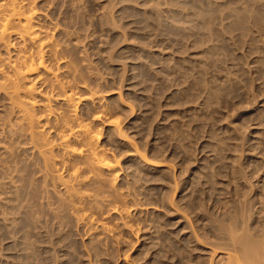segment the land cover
<instances>
[{
	"label": "rangeland",
	"instance_id": "rangeland-1",
	"mask_svg": "<svg viewBox=\"0 0 264 264\" xmlns=\"http://www.w3.org/2000/svg\"><path fill=\"white\" fill-rule=\"evenodd\" d=\"M21 1L52 71L23 90L10 64L37 47L0 40V264H231L233 232L264 247V0ZM60 119L114 169L81 140L67 155Z\"/></svg>",
	"mask_w": 264,
	"mask_h": 264
},
{
	"label": "bare ground",
	"instance_id": "bare-ground-1",
	"mask_svg": "<svg viewBox=\"0 0 264 264\" xmlns=\"http://www.w3.org/2000/svg\"><path fill=\"white\" fill-rule=\"evenodd\" d=\"M20 2H22L21 0L19 1V0H0V40H6L7 38H9V37H11V36H13V35H15V36H18L19 38H21L23 41V44H29L30 45V43H31V45L33 44V48L34 47H37L36 49H37V51L38 52H36L35 51V53L34 54H37L36 55V57L34 56V55H32L33 53H31L30 52V54H31V57L32 56H34V58L32 57H30V55H28V54H26L28 51H24L25 50V48H24V50H23V54H22V57H21V55L19 56V58H17L16 57V60H12L13 62L10 64V63H8L7 65H8V67H6V68H11L12 67V69H10V71L12 70L13 71V73L12 72H10V74L12 75V77H15L16 78V80H18V81H22V80H26L27 78H28V76L29 75H31V74H34V73H36V72H38L39 71V73H40V75H41V73H42V71H43V73L46 71V73H50L52 70L48 67L49 65L48 64H46L45 63V60L43 59V57H45V56H43L44 55V53H43V55H42V51H45L43 48H42V46L44 45V38L43 39H41V36H39V34H38V32H42V31H40L39 29H37L36 28V25L37 24H35L34 23V18H35V11L33 12V11H31V13H29V12H27V10L26 9H24V7H22V6H24L23 4H21ZM23 3V2H22ZM26 10V11H24V10ZM37 30H39V31H37ZM40 35H42V34H40ZM8 40V39H7ZM6 40V41H7ZM9 41V40H8ZM7 43V42H6ZM46 43V42H45ZM10 44V43H9ZM47 45V44H46ZM45 46V45H44ZM43 46V47H44ZM25 47V46H24ZM27 47V46H26ZM45 48V47H44ZM43 49V50H42ZM34 50H35V48H34ZM24 52H26L25 54H24ZM30 57V58H29ZM14 59V58H13ZM9 62H11V59H10V61ZM9 64H10V66L11 67H9ZM1 65V64H0ZM2 65H4V64H2ZM1 65V66H2ZM6 65V64H5ZM4 65V66H5ZM1 66H0V68H1ZM3 68V67H2ZM2 69H0V71H1ZM5 71V70H4ZM41 71V72H40ZM56 73H57V71H56ZM56 73H55V71H54V77H56L57 75H56ZM38 74V73H37ZM43 75V74H42ZM52 75H53V72H52ZM9 76V75H8ZM38 77H41V76H39V74H38ZM53 77V78H54ZM9 78H10V76H9ZM9 78H8V80H9ZM30 78V77H29ZM54 79H58V78H54ZM11 80V79H10ZM13 80V79H12ZM28 80V79H27ZM21 81H20V85H21ZM57 81V84L59 83L58 81H59V79L58 80H56ZM11 82V81H10ZM14 82V84H13V89L15 88V92H16V94H18V92L19 91H21V88L19 89V82H15V80L13 81ZM66 83V82H65ZM68 83V82H67ZM66 83V84H67ZM10 84H12V82L10 83ZM19 86H18V85ZM24 84V81H23V83H22V85ZM26 84V83H25ZM55 84V83H54ZM53 84V85H54ZM66 84H64V82L63 83H61V80H60V83L58 84V87H60V90L62 89L63 90V94H64V98L66 99L67 98V100L68 101H71V102H74V100H75V95H74V93H70V91L71 90H68V91H66V86H64V85H66ZM22 85L20 86V87H22ZM70 86V84H68V86L67 87H69ZM23 87H24V85H23ZM22 87V88H23ZM27 87V86H26ZM57 87V88H58ZM71 87V86H70ZM10 88V87H9ZM13 89H12V92H13ZM26 89V88H25ZM59 89V88H58ZM68 89H70V88H68ZM11 90V89H10ZM23 90H24V88H23ZM36 90V88L34 87V86H32V84H31V86L29 85L28 87H27V89H26V91H29V93L31 94V93H33V95H34V92H37V90ZM61 90V91H62ZM11 92V91H10ZM69 92V93H68ZM11 94H15V93H11ZM93 94V93H92ZM32 95V94H31ZM12 96V95H11ZM62 96V95H61ZM18 97V96H17ZM21 97V95L19 96V98ZM75 97V98H74ZM12 98H14V96H12ZM77 98H78V96H77ZM92 98V97H91ZM14 100V99H13ZM18 101V98H16V96H15V100L14 101ZM22 100V99H21ZM20 101V100H19ZM18 101V103H16V104H19L20 105V107H22V105L21 104H23V103H26L25 101L23 102V103H21L22 101H20L19 102ZM34 102H35V100H34ZM70 102V103H71ZM14 103V104H15ZM31 103V102H30ZM37 102H35V104H36ZM69 103V104H70ZM15 104V105H16ZM32 104H34L33 103V101H32ZM31 104V105H32ZM18 105V106H19ZM26 105V104H25ZM25 105H23V106H25ZM72 105H74V103H72ZM32 106H35V105H32ZM31 106V107H32ZM76 106V105H75ZM27 107H28V105H27ZM23 108V107H22ZM21 108V109H22ZM25 108V107H24ZM32 109H34V108H32ZM23 110V112H24V110H26V108L25 109H22ZM21 110V111H22ZM28 110V109H27ZM26 110V111H27ZM71 110V109H70ZM76 110V109H75ZM20 111V110H19ZM31 111V109L29 110V112ZM22 112V113H23ZM34 112V111H33ZM76 112V111H75ZM25 113V112H24ZM26 113H28V111L26 112ZM25 113V114H26ZM71 113H73V112H71ZM20 114H21V112H20ZM25 114H22V117L21 118H24L25 120H29L30 118H31V121L30 122H32V123H35V121L33 122V120H35V118H37L38 119V117L36 116L35 117V115L36 114H34V113H29V114H31V115H29V114H27V115H25ZM32 114H34V116L32 115ZM75 114V113H74ZM25 116V117H24ZM26 116H31L30 118H26ZM33 116V117H32ZM75 116H77V115H75ZM75 116H74V118H75ZM62 117V116H61ZM70 117V116H69ZM34 118V119H33ZM64 118V117H63ZM67 117H65V119H66ZM81 119L80 118V116H78L77 117V120H79V119ZM23 119V120H24ZM37 119H36V121H37ZM62 119V118H61ZM60 119V121H62L63 122V125H61L60 124V126L58 127V129H60V128H63V131H62V129H61V131L63 132H61L62 133V139H61V141L63 142V144L62 145H65V149L67 150V153H65V154H67V155H70V156H73V155H78V156H80L81 154H82V152H84L83 151V149L82 148H78V147H76L77 145H76V143L78 142V141H83L84 143H82L81 141V143L80 144H78V145H81V144H84L85 146H83V148L84 147H88L89 148V150L88 151H90L91 150V153H89L88 154V158H87V154L85 153V157L84 158H86V159H84L83 158V160H85L86 161V163H85V165L88 163V164H90V166H91V168L92 169H94V170H91L90 168V170L91 171H95L96 169H98V170H100V171H102V169H106V168H112V169H114V167L116 166V163H112L111 161H109L108 159L106 160V158H105V156H106V154L105 155H102V156H100L99 155V152L101 151V150H99V145L97 146V144H99L98 143V139H100V137H98V136H100L99 134H98V136L96 135V133L94 134V133H92V131L90 130V124L88 123H84V120L82 119V121H76V119H74L75 121V123H74V125H76V126H74V127H71V128H69V127H67L66 128V126H70V123L72 122V121H70V123L68 122V120L66 121L67 123H69V125L66 123V124H64V122H65V119L64 120H61ZM71 119H73V118H71ZM70 119V120H71ZM26 122H28V126H29V121H26ZM39 122V121H38ZM58 123V122H57ZM60 123V122H59ZM31 124V123H30ZM35 125V124H34ZM57 125V124H56ZM66 125V126H65ZM71 126H73V125H71ZM57 128V127H56ZM67 129H69L68 130V133H66L65 131H67ZM92 129V128H91ZM70 131V132H69ZM60 133V132H59ZM35 134V133H34ZM41 135V134H40ZM34 137H35V135H33ZM60 141V140H59ZM74 141L76 142L75 143V145L76 146H74ZM52 143V142H51ZM47 145V144H46ZM81 146V147H82ZM80 147V146H79ZM42 149V148H41ZM84 149H87V148H84ZM97 149H98V151L99 152H97ZM48 150V149H47ZM47 150L45 151V150H43L44 152H47ZM103 151V150H102ZM85 152H87V150L85 151ZM47 154V153H46ZM84 154V153H83ZM91 154V156L93 155V158H90V160H88L89 159V157H91V156H89ZM100 154H103V153H100ZM69 156V157H70ZM65 157V156H64ZM71 158H73V157H71ZM81 158H82V156H81ZM66 159V158H65ZM70 160V159H69ZM68 160V162L67 163H69L70 162V164H71V161H69ZM87 160H88V162H87ZM48 161V160H47ZM65 161V160H64ZM49 162V161H48ZM47 162V163H48ZM81 162V161H80ZM90 162V163H89ZM75 163V162H74ZM74 163L73 164H71V165H74ZM83 163V162H82ZM118 163V162H117ZM70 165V166H71ZM76 165H77V167H80V166H78V164L76 163ZM76 165H75V167H73V168H71V169H73V171H74V168H75V171L78 173V170L80 169H78L77 167H76ZM82 165V164H81ZM87 167L89 166V165H86ZM89 166V167H90ZM85 167V166H84ZM77 168V169H76ZM82 168V167H81ZM86 170H88V169H86ZM97 170V172H98V175H99V171ZM80 171H81V169H80ZM80 171H79V173H80ZM104 171V170H103ZM76 172H73V173H75V174H73V173H71V174H73V175H76L77 173ZM82 172V171H81ZM96 172V171H95ZM96 172V173H97ZM102 174V173H101ZM105 174V173H104ZM80 174H77V176H79ZM74 177H76V176H74ZM80 178V177H79ZM75 179V178H74ZM78 179V178H77ZM76 179V180H77ZM78 181H80V180H78ZM84 181V180H83ZM82 182V181H81ZM80 184H82V183H80ZM71 185V184H70ZM71 186H73V185H71ZM75 189V188H74ZM75 192V191H74ZM80 195V194H79ZM78 197V196H77ZM81 199V198H80ZM234 233V232H233ZM232 233V235H233V238H234V240L235 241H237V243H238V247L239 248H236V250L237 249H240L241 251H242V253H240V252H238V254L236 253V255H232L231 257H232V259H233V261L234 262H230L229 261V263H231V264H241L242 263V261H244L245 260V258H246V260L248 259V264L250 263V264H264V247H263V245H262V243H260L259 245H261V247H262V249H258V247H260L259 245H257L258 247H256V246H254V248L256 249L257 248V250H254V252H252L253 251V249H252V245L249 243V240L247 241L246 240V238H244V237H242V238H240V237H238V235H236L235 233L233 234ZM247 237V236H246ZM264 242V241H263ZM241 245H240V244ZM252 243V242H251ZM234 244H236V243H234ZM235 247H237V245H235ZM251 250V251H250ZM240 253V254H239ZM232 259H230L231 261H232ZM243 264V263H242Z\"/></svg>",
	"mask_w": 264,
	"mask_h": 264
}]
</instances>
